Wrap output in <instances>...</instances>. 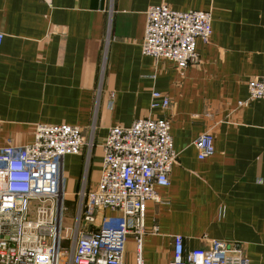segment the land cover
I'll use <instances>...</instances> for the list:
<instances>
[{
  "label": "crops",
  "instance_id": "0c3cea01",
  "mask_svg": "<svg viewBox=\"0 0 264 264\" xmlns=\"http://www.w3.org/2000/svg\"><path fill=\"white\" fill-rule=\"evenodd\" d=\"M162 5L212 15L210 43L197 42L200 62L184 73L141 51L147 11ZM0 34V148L31 143L40 124L92 142L64 159L68 228L78 193L100 180L109 130L169 119L178 162L156 189L162 202L147 204L144 264H170L175 236L187 250L215 241L264 264V100L238 108L264 76V0H0ZM153 92L167 110L151 109ZM207 132L215 153L200 161L194 142ZM136 254L131 236L125 262Z\"/></svg>",
  "mask_w": 264,
  "mask_h": 264
},
{
  "label": "built area",
  "instance_id": "2783aa9c",
  "mask_svg": "<svg viewBox=\"0 0 264 264\" xmlns=\"http://www.w3.org/2000/svg\"><path fill=\"white\" fill-rule=\"evenodd\" d=\"M146 17L144 56L173 62L181 73L199 64L196 46L198 41L210 43L211 13L177 12L162 5L150 8ZM3 39L0 34V45ZM248 93L238 108L264 100V76L248 83ZM169 105L164 94L153 92L151 109L167 110ZM91 145L78 127L40 124L31 143L0 148V264H144L146 207L162 202L156 189L170 186L178 162L171 122L140 119L130 127L109 130L102 144L100 180L92 190L84 184L74 224L68 228L64 159ZM194 146L200 161L215 153L209 132ZM104 211L112 215L96 224ZM131 236L137 244L136 260L126 263ZM173 255L170 264H249L240 250L215 241L209 249L187 250L182 236L173 238Z\"/></svg>",
  "mask_w": 264,
  "mask_h": 264
},
{
  "label": "rangeland",
  "instance_id": "374dc122",
  "mask_svg": "<svg viewBox=\"0 0 264 264\" xmlns=\"http://www.w3.org/2000/svg\"><path fill=\"white\" fill-rule=\"evenodd\" d=\"M68 221V220H67Z\"/></svg>",
  "mask_w": 264,
  "mask_h": 264
}]
</instances>
